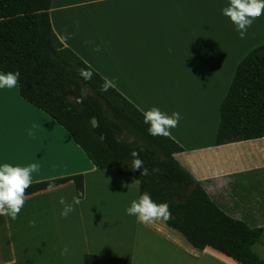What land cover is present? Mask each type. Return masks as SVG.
Listing matches in <instances>:
<instances>
[{
  "label": "crops",
  "instance_id": "1",
  "mask_svg": "<svg viewBox=\"0 0 264 264\" xmlns=\"http://www.w3.org/2000/svg\"><path fill=\"white\" fill-rule=\"evenodd\" d=\"M227 4L228 0H51L49 14L53 30L61 42L103 79L113 80L115 89L144 112L153 106H163L156 92L167 85L160 84L159 74L186 72L192 68L196 69V75L203 51L200 45L209 49L219 41L215 37L228 38L223 41L235 35L230 53L236 57L234 65L230 66L234 75L240 60L264 42V15L253 21L246 37L241 39L230 19L222 15L221 9ZM97 45L100 51L93 50ZM180 48L182 50L177 51ZM217 72L218 66L213 73ZM230 82L217 104L218 123L210 132L199 134L196 126L195 131L188 127L186 131L195 134L194 139H186L175 128L170 129V137L182 147L174 157L195 180L202 182L212 197L226 186H235L239 181L251 178L257 170L263 171L264 137L220 145L214 143L220 104ZM169 103L163 101L165 105ZM0 162L19 166L38 163L39 171L33 173V182L82 173L84 196L80 198L81 203L88 200L89 178L93 179L99 171L113 170L121 176L122 180H118L129 194L123 198L126 204L129 206L132 200L138 199L137 179L118 173L114 167L96 168L61 125L21 97L18 86L0 89ZM66 186L74 187L72 178L27 192L24 207L16 220L0 216V264H83V255L87 251L82 245L77 246L76 242H61V246L52 244L45 240L43 224L29 226V221L39 215L46 217L42 212L37 216L32 211L31 206L36 200ZM227 212L230 213L228 209ZM255 214L260 222L251 223L264 226L262 208ZM89 215L94 219L93 213ZM231 215L248 221L245 215ZM24 218H28V224L21 223ZM78 218L87 222L88 214L85 216L80 211ZM160 222L165 224L157 220L150 225L161 228ZM85 234L86 231L81 232L82 241ZM24 235H29L28 242H23ZM259 241L256 243L264 245ZM256 243L253 249L260 255L258 249L263 248L255 247ZM65 246L73 250L72 256L60 254L59 259L51 256V252H61ZM181 250L184 252L173 249L166 252L163 248L161 254L146 256L144 261L154 259L157 264H241L210 246L199 251ZM129 258L127 264H136Z\"/></svg>",
  "mask_w": 264,
  "mask_h": 264
},
{
  "label": "trees",
  "instance_id": "2",
  "mask_svg": "<svg viewBox=\"0 0 264 264\" xmlns=\"http://www.w3.org/2000/svg\"><path fill=\"white\" fill-rule=\"evenodd\" d=\"M50 4L51 0H0V71L20 73L21 97L61 125L96 168L114 167L139 181L138 197L147 192L154 202L167 203L171 218L162 221L192 247L210 246L241 264H264L253 249L263 228L250 226L215 201L174 157L182 147L170 136L149 135L143 112L115 88L101 91L104 79L94 69L90 80L80 77L78 70H88L89 65L54 32ZM82 90L87 94L82 96ZM219 112L216 145L264 137V43L237 64ZM131 136L133 141L128 140ZM133 150L139 152L146 175L131 170ZM68 178L82 198V173L35 181L27 192ZM189 182L196 186L182 200V189ZM83 264H127V260L85 253Z\"/></svg>",
  "mask_w": 264,
  "mask_h": 264
},
{
  "label": "rangeland",
  "instance_id": "3",
  "mask_svg": "<svg viewBox=\"0 0 264 264\" xmlns=\"http://www.w3.org/2000/svg\"><path fill=\"white\" fill-rule=\"evenodd\" d=\"M207 23L209 24L208 21ZM214 39L219 41L209 49L200 45L203 51L196 75V69L191 68L186 72L159 74L158 76L160 84L167 85L156 92L157 98L163 105L159 109L168 115L174 111L180 113L181 119L175 129L186 139H194L195 134L186 131L188 124L186 126L184 124L188 123V120L194 122L199 134L210 132L212 127L218 123L217 104L233 77L230 66L234 65L236 57L231 56L230 53L233 50L232 46L235 44L233 41L236 36L232 35L229 37L230 40L223 41L222 39L228 38L218 36ZM180 50L182 48L177 49V51ZM216 66L219 67L217 74L213 73ZM163 101L171 103L165 105ZM119 178L122 180L121 176L116 175L113 170L99 171L93 179L89 178L88 200L75 205V210L67 218L60 215L62 206L58 203V199L63 196L68 203H71L72 198L76 196L73 186H66L37 199L31 207L37 216L40 212L46 214V217L39 215V218H34L36 227L43 224L46 228L45 240L58 245L61 242L65 244L76 242L77 246L82 245L87 251L85 253L122 256L126 259L130 257L129 261L136 264H157L154 259L144 261V258L161 254L163 248L166 252L169 249L175 252H184L181 249L188 250L189 248L195 250L183 236L165 224L160 222L161 228H157L156 225H144L138 223L136 217L127 215L125 208L128 204L123 198L128 192L122 188ZM129 192L132 193L131 189ZM213 197L231 214L238 217L245 215L244 218L250 221L246 222L250 226H256L254 224L260 222V219L256 217V210L262 208L264 213V172L257 170L251 178L241 180L235 186H226ZM80 211H83L85 216L88 214L87 222L83 223L78 218ZM89 213L94 214V219ZM28 221V218H24L21 223L28 224ZM262 227L263 234L258 240L264 242V226ZM83 231L87 232L84 235V241L80 239ZM28 238L29 235H24L23 242H28ZM255 247L263 248L257 249L261 250L260 256L264 258V245L256 243ZM73 254L72 249L68 251L69 256ZM51 256L59 259L60 251L55 254L51 252ZM202 264L205 263L202 262Z\"/></svg>",
  "mask_w": 264,
  "mask_h": 264
},
{
  "label": "clouds",
  "instance_id": "4",
  "mask_svg": "<svg viewBox=\"0 0 264 264\" xmlns=\"http://www.w3.org/2000/svg\"><path fill=\"white\" fill-rule=\"evenodd\" d=\"M96 2H99V0H96ZM221 12L222 15L230 19L240 38L244 39L253 21L264 15V0H228V4L221 9ZM65 39L67 38L65 37ZM93 50L100 51V46H95ZM78 72L85 81L90 80L93 75L91 65L88 66V70L79 69ZM19 77L20 73L18 71L0 73V89L16 88ZM115 87V82L105 77L104 83L101 85V91L106 92L109 88ZM86 94V91L82 90V96ZM180 119L179 112L174 111L171 115H168L155 106L143 112V122L148 125L147 131L153 137H169L171 135L170 129L177 127ZM28 134L31 135L30 130ZM130 156L132 157L131 170H139L140 175H146L147 169L144 168V162L139 158V152L133 150ZM38 171V163L19 166L9 162H0V216L9 217L11 220L18 218L27 198V189L32 186L33 173ZM135 188L139 189V181L135 183ZM80 195L82 193L74 196L71 203H68L63 196L59 197L58 203L62 206L60 211L62 217L67 218L75 210L74 206L81 203ZM125 212L129 216L136 217L138 223L145 225L157 220L166 221L171 218L167 203L154 202L147 192L140 194L138 199L132 200ZM29 226L35 227L36 221H29ZM68 251V247L65 246L61 249L60 254L66 256Z\"/></svg>",
  "mask_w": 264,
  "mask_h": 264
},
{
  "label": "water",
  "instance_id": "5",
  "mask_svg": "<svg viewBox=\"0 0 264 264\" xmlns=\"http://www.w3.org/2000/svg\"><path fill=\"white\" fill-rule=\"evenodd\" d=\"M92 123H93V126H96L97 124V121H96V118H92ZM120 137H123V133L120 135ZM129 141H133L134 140V137H129L128 139ZM196 184L195 182H189L188 184H186L183 189H182V192L184 194L182 200H185V196L188 195L194 188H195Z\"/></svg>",
  "mask_w": 264,
  "mask_h": 264
},
{
  "label": "bare ground",
  "instance_id": "6",
  "mask_svg": "<svg viewBox=\"0 0 264 264\" xmlns=\"http://www.w3.org/2000/svg\"><path fill=\"white\" fill-rule=\"evenodd\" d=\"M188 124V127H190V128H194V131L196 130L195 129V124H194V122L193 121H189L188 123H185L184 125L186 126ZM191 134V133H190Z\"/></svg>",
  "mask_w": 264,
  "mask_h": 264
}]
</instances>
